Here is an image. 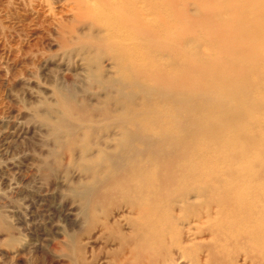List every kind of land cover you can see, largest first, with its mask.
<instances>
[{
	"label": "bare ground",
	"instance_id": "obj_1",
	"mask_svg": "<svg viewBox=\"0 0 264 264\" xmlns=\"http://www.w3.org/2000/svg\"><path fill=\"white\" fill-rule=\"evenodd\" d=\"M32 2L57 14L53 0ZM61 2L84 27L64 51L83 62L84 86L57 82L35 110L78 149L86 183L124 203L120 236L153 246L156 264H264V0Z\"/></svg>",
	"mask_w": 264,
	"mask_h": 264
},
{
	"label": "rangeland",
	"instance_id": "obj_2",
	"mask_svg": "<svg viewBox=\"0 0 264 264\" xmlns=\"http://www.w3.org/2000/svg\"><path fill=\"white\" fill-rule=\"evenodd\" d=\"M32 1L0 0V264H156L163 256L153 246L122 238L114 226L117 221L122 231L130 229L131 220L122 217L124 203L115 205L108 186L86 183L78 149L45 132L35 108L41 111L43 99H53V85L76 84L79 92L84 86L74 79L83 62L64 56L74 31L84 27L69 11L59 12L61 0H53L57 14L52 15L37 11ZM59 26L69 46L60 44ZM36 35L41 47L29 44ZM83 92L93 104L92 95L100 93ZM85 183L90 195L83 200L75 187ZM100 193L107 199L94 197Z\"/></svg>",
	"mask_w": 264,
	"mask_h": 264
}]
</instances>
